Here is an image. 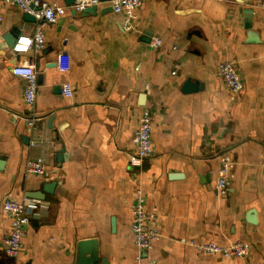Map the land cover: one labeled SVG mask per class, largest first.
I'll return each instance as SVG.
<instances>
[{
    "label": "crops",
    "instance_id": "obj_1",
    "mask_svg": "<svg viewBox=\"0 0 264 264\" xmlns=\"http://www.w3.org/2000/svg\"><path fill=\"white\" fill-rule=\"evenodd\" d=\"M107 1L43 24L40 51L15 47L40 22L0 1V264H132L137 187L156 215L159 237L146 253L152 264H264L263 0H143L130 21L105 11ZM245 9L253 10L249 28ZM154 37L161 44L150 47ZM223 61L242 79L238 94L219 77ZM28 62L37 75L32 107L11 72ZM144 108L153 155L131 165ZM226 156L229 185L220 193ZM36 158L47 176L26 172ZM23 197L38 207L19 256L10 258L3 203ZM209 241H243L250 253L230 259L198 250Z\"/></svg>",
    "mask_w": 264,
    "mask_h": 264
},
{
    "label": "built area",
    "instance_id": "obj_2",
    "mask_svg": "<svg viewBox=\"0 0 264 264\" xmlns=\"http://www.w3.org/2000/svg\"><path fill=\"white\" fill-rule=\"evenodd\" d=\"M7 6L16 7L24 14H29L40 22L36 27L32 38H19L15 46L17 50H27L33 46L35 50L40 51L44 46L43 24L53 23L66 12L82 13L87 8L98 7L105 3L102 0H75L71 5L59 4L46 0H0ZM143 0H109L107 3L114 13L123 14L127 21L132 19L135 9ZM264 7V0L259 2ZM1 21V16H0ZM161 44V39L154 37L149 46L156 47ZM14 76L20 77L24 82L23 99L24 102L32 107L37 90V75L33 63L16 65L11 70ZM175 73V71H173ZM218 74L226 88L232 94H238L243 89L242 79L231 61H223L218 64ZM63 94L71 95L69 84H63ZM37 118L31 117L30 124H35ZM152 116L148 108L141 111L138 126L134 131L132 144L135 153L129 156L131 165H139L144 160L153 155V145L151 139ZM231 162L229 157L222 161L219 176L216 180V189L223 193L227 190L229 181L228 173ZM27 173L35 176H47V167L42 158L30 159L26 163ZM134 200L131 207L132 219L130 230L133 237V243L137 249L132 264H152L154 261L146 258V253L152 248L154 240L159 237V231L156 227V215L145 210V198L141 187H137L133 193ZM37 201L27 197L21 200L6 199L3 203L4 212L10 217L11 228L7 236L3 238L2 247L4 254L10 258H17L23 247V237L25 235L29 216L37 209ZM198 250L219 256L221 258H244L250 253V245L243 241H237L228 245H222L215 241L204 242L196 245Z\"/></svg>",
    "mask_w": 264,
    "mask_h": 264
},
{
    "label": "water",
    "instance_id": "obj_3",
    "mask_svg": "<svg viewBox=\"0 0 264 264\" xmlns=\"http://www.w3.org/2000/svg\"><path fill=\"white\" fill-rule=\"evenodd\" d=\"M65 1V4L66 5H71L75 0H64ZM102 1H105V0H102ZM96 9H97V7H91V8H87L86 10H84L83 12L84 13H93V12H95L96 11ZM108 10H111V7H108V8H106V10L105 11H108ZM252 12H253V10L252 9H245L244 11H243V14H244V16H245V28H249L250 27V25H251V14H252ZM75 13V12H74ZM25 20L26 21H30V22H32V21H34L35 19L33 18V16H31V15H29V14H25ZM10 37V38H9ZM9 37H5L4 39L10 44V45H12L13 43H14V37H13V35L12 34H9ZM184 91H189V89H185ZM52 119V117L50 118V120ZM49 120V121H50ZM30 197H32V198H40V196L38 195V194H34V193H32V194H30L29 195ZM250 214H253V211L252 212H250L249 213V215ZM250 219V218H249ZM250 221H252L253 222V220L251 219Z\"/></svg>",
    "mask_w": 264,
    "mask_h": 264
}]
</instances>
